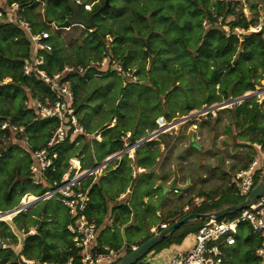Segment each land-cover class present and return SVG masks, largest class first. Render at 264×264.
Returning <instances> with one entry per match:
<instances>
[{
    "label": "rangeland",
    "instance_id": "rangeland-1",
    "mask_svg": "<svg viewBox=\"0 0 264 264\" xmlns=\"http://www.w3.org/2000/svg\"><path fill=\"white\" fill-rule=\"evenodd\" d=\"M230 1L231 16L239 25L225 48L219 47L223 42L220 34L231 31L222 19L224 0H109L94 19V32L78 24L62 27L55 18L60 5L47 2L44 9L43 0H25L20 6L32 23L47 26L53 50H58L56 56L64 65L87 67L85 72L68 76L87 133L77 134L68 142L62 156L64 160L78 159L82 172L112 156L100 165L104 169L85 181L101 188L107 207L99 241L110 246L111 242L118 243L116 249L123 256L147 234L158 233L160 224L168 225L193 210L215 212L243 198L234 193L232 179L248 164L254 153L252 143L259 142L263 135L264 73L263 52L256 39L244 40L242 32L246 30L242 26L247 23L248 27L264 17V0ZM14 35L16 41L8 38L6 43H0V50L24 51L22 38L17 32ZM100 35L104 42L110 36L116 53H122L125 63L136 69L138 81L131 83L114 73L92 68L102 51L92 48L99 44ZM3 53L0 73L12 64L3 58L9 53ZM44 57L47 61L50 51ZM48 91L42 93L44 97H51ZM26 92L21 82H11L7 76L0 79V121L25 127L35 120L33 112L25 111ZM245 94V98L223 105ZM50 126L49 121L30 126L27 133L35 140L29 139V143H43V132H50ZM118 130L123 136L130 132L128 147L135 142L137 146L116 157L122 149L113 151L107 141ZM153 133L156 134L149 137ZM15 150L20 155L17 158L0 157V212L21 204L26 194L37 196L30 182L26 154L19 147ZM139 167L142 171L132 176L131 168ZM255 179L259 180L257 176ZM172 182L176 189L163 193V188ZM127 189L130 192L126 193ZM119 204H127L130 213L113 221L110 210ZM5 214L7 219L0 218V264H13L21 257L34 259V264L53 262L37 253L55 256L65 249V212L54 197ZM39 224L48 229L47 235L38 231ZM33 234L42 241L40 248L30 239ZM244 234L242 231L237 238L231 264H256L252 257L244 255ZM169 237L134 264L146 257L153 264H163L166 254L159 251L184 239L169 244ZM25 244L29 245V257L23 254Z\"/></svg>",
    "mask_w": 264,
    "mask_h": 264
},
{
    "label": "built area",
    "instance_id": "built-area-1",
    "mask_svg": "<svg viewBox=\"0 0 264 264\" xmlns=\"http://www.w3.org/2000/svg\"><path fill=\"white\" fill-rule=\"evenodd\" d=\"M79 10L90 12L101 0H72ZM0 21L9 22L17 26L25 34L29 45L30 55L23 59L21 69L24 75L35 76L43 81L50 90L51 97L43 99L25 100V111L33 112L35 119L55 120L56 125L44 144L33 147L29 143V134L24 125L15 124L8 120L0 121V129L11 130L14 137L21 140L29 156L28 172L31 174V184L37 188V193L31 200L21 201L26 206L35 198L47 200L54 197L64 208L70 218L65 225L71 241L73 253L63 261L42 260L40 264H114L123 253L106 243L99 241L100 231L104 225L98 226L86 215L90 203L89 185L83 186L81 178L99 171L101 164L82 172L79 160L75 158L66 160V169L59 177L54 173L63 168L64 160L61 159L59 147L65 141H73L77 134H86V128L81 120L75 105V92L70 85L68 76L73 73H82L87 70L83 65H63L60 70L48 73L41 66L44 65L45 55L52 48L51 33L48 28L36 30L29 20L24 17L17 2L7 3L0 0ZM55 25L54 22L48 23ZM228 31V28L225 29ZM246 31L261 32L264 36V17H259L254 24L249 25ZM111 38L105 37L104 49L101 57L92 62V68L100 73H114L123 80L138 81L136 69L125 63L111 49ZM264 98V94H263ZM130 132L121 136V147L116 156L129 151L137 146V142L129 143ZM123 139V142H122ZM254 153L248 164L238 170L232 179L234 193H238L245 200L251 198L250 192L256 183L264 175V145L253 142ZM110 157V156H108ZM107 157V158H108ZM131 157V156H130ZM134 172V171H133ZM258 177V181L255 177ZM25 196V195H24ZM23 200V197L22 199ZM241 200V201H242ZM24 209V208H23ZM185 209H188L186 206ZM167 224H160V228ZM241 226L259 239V245L254 253L258 257V264L264 263V191L248 207L236 211L232 216L207 219L195 232H193L190 244L185 248H172L168 252L163 264H230L226 252L235 247L237 234ZM100 227V228H98ZM156 228H152V232ZM134 247V246H133ZM34 264V259H21L13 264ZM140 264H153L151 258H144Z\"/></svg>",
    "mask_w": 264,
    "mask_h": 264
},
{
    "label": "trees",
    "instance_id": "trees-1",
    "mask_svg": "<svg viewBox=\"0 0 264 264\" xmlns=\"http://www.w3.org/2000/svg\"><path fill=\"white\" fill-rule=\"evenodd\" d=\"M23 1H25V0H6L7 3L19 2V6L24 5V3H22ZM104 1L105 0H102L100 2V4L98 6H96L92 11H94L97 8H99L100 6H102L104 4ZM48 3H54V4H57V5H60V9L57 12L56 17H55L57 19V22L64 21L65 18H66V16L70 13V9L68 8V6H67V4H66V2L64 0H49ZM224 5H225L226 11L222 15V19H223V22H225V24L229 25L231 32H228V33H226L225 31H222L221 32L220 38H221V40L223 42H221L219 44V47L220 48H225L226 45H229V38L235 36V34H236L235 27L237 25H239L238 22L236 21V17L231 16L232 15L231 14V9L233 7L231 5V1L230 0H224ZM46 8H47V4H46ZM92 11H90V12H92ZM90 12H87V13L89 14ZM83 13L86 14V12H83ZM95 17H94V19H95ZM29 22L34 26V28L36 30L42 29V28H47V26H45L43 24H41L40 26H37L36 24L32 23L30 20H29ZM247 25H248L247 23H244L243 26H242L243 29H246L247 28ZM94 27H95V23H94ZM15 31L17 32V35H19L20 38H22L23 43H24L23 45L25 46V49L22 52H16V51L9 52L8 50H0V57L2 56V54H4L3 52H7L9 54L6 57H3V58L6 60L7 63L8 62H12V64L9 65V66H7L6 69L5 68H2L1 73H0V79L7 76V77L10 78L11 82H16V81L21 82V84L23 85V87H25V88L28 89V91H29V93H30V95L32 97H34V98L36 97V98H39V99H43L45 94H42V93H44L46 91V89H47V91L49 90L48 87H47V85L45 83H43V81H40V79L37 78V77H35V76H27V75H24L23 72H22V69H21V65L23 64V59L26 58V57H28L30 55V45H29V42H28L25 34L22 32V30H20L17 26H15L14 24H11L9 22H0V43L1 42L6 43V41H7L8 38H12L14 41H16V39H14L15 38L14 33H16ZM94 31L95 30H91V32H94ZM242 35L244 36V40H246V41H249L250 39H256L257 45L260 47V49L263 52V57H262L263 69L262 70H263V73H264V36H262L261 32H254V31H245V32H242ZM100 36H101L100 37V40L97 42L99 44H95L92 48L97 49V50L99 48H101L100 50L103 51V49H104V38H103L102 35H100ZM88 43H91V42H88ZM201 46H202V44L200 45V47L198 48L197 51H200L201 50V48H202ZM84 47H85L84 45L83 46H79V49H83ZM53 49L54 48H53V45H52V48L50 50V57H49V59L44 62V65L43 66H41L48 73H52V72H55L57 70H60L63 67V65H64V62L63 61H60V59L58 58V56H56L57 53H58V50H53ZM111 49H112L113 53H115L116 55H118L121 59L124 58L122 53L121 54H117L116 53V51L114 49V46L111 45ZM102 51H101V54H102ZM101 54L98 56V58L101 57ZM16 58H19V60L17 61ZM15 61H17V64H18L16 66H14ZM53 63H56V65H57L56 68L53 67ZM5 70H7V71H5ZM263 76H264V74H263ZM131 83H133V82H131ZM249 86L251 87L249 89H252V86L253 85L251 83L249 84ZM73 90H74V88H73ZM49 92H50V90L48 91V93ZM74 92H75V90H74ZM75 105L77 107V111L79 112L78 106L76 104V99H75ZM81 120H82V118H81ZM38 121H41L43 124L45 122L49 121V122H51V126H50V132L49 131L43 132V135H44L43 143H41L39 145H35L32 142V146L34 148L35 147H40V146H42L44 144V142L49 137V135L51 133V130L56 125L55 120H50V119H35L32 122H28L25 125L26 132L28 131V128L30 126L35 125ZM115 125L114 126L117 127V124H115ZM110 129H112V128H110ZM78 136H81V135H78ZM121 136H122V134L118 130L117 133H115L114 135H112L111 137L108 138L107 143L110 144V148H112L113 151H117L119 149V145H120L119 137H121ZM29 137H30V139L32 141L35 140V138L33 136H30V134H29ZM77 137H75V138H77ZM68 142L71 143L70 141L67 140L62 145H60V147H59V152H60V156H61V159L62 160H64L63 159V156H62V151H63V148L68 144ZM259 143H261L262 145H264V128H263V135H261V138L259 139ZM66 160H64V162H66ZM75 160H76L75 162L77 163V159L76 158H75ZM65 169H66V164L63 163V168H60L59 171H57L56 173H54V176L55 177H59L63 173V171ZM89 176L90 175H87V176H84V177L81 178V184L83 186H87V185L90 186L89 187L90 203H89L88 209L86 211V215H87V217L89 219L93 220L98 226H101L102 225V222H103V220H102L103 219V216L105 215V213L107 211V207H106V203H105L104 196L102 194L101 188L100 187L96 188V186H95L96 184H94V185L91 186V184H90L91 181L90 182H86L85 181L87 179V177H89ZM35 189H37V188H35ZM94 191H97V195L96 196L94 194ZM32 198H34V195H32L31 193H29V194H26L23 197V201L24 200L26 201V200H29V199L31 200ZM15 205H16V203L15 204H12L11 206H15ZM62 207H63L64 212H65V217L63 218L62 228L66 231L65 225L70 221V218H69V216H68V214H67L66 209L64 208V206H62ZM115 209L118 210V211L117 212H114L113 210H115ZM199 211L200 210H193V212H199ZM110 212H112L113 215H114L113 216V221H117L119 219V216L120 215H125L127 213H130V207L127 204H119V205L115 206L114 208H112L110 210ZM93 214H95V216H93ZM234 214H236V212H231L230 214L225 215V216H232ZM183 216L184 215L182 214L178 219L182 218ZM225 216H223V217H225ZM0 218L1 219H7L6 218V214L5 213L4 214L1 213L0 214ZM196 220H200V219H196ZM196 220H191V221H188V222L180 225L178 228H176L175 230H173L171 232V234L169 235L170 237L167 236L162 241L166 240L169 237V241H168L169 244H171L173 242L179 243L187 234H189L191 232H195L202 225L203 222L201 224H198V225L195 224L194 222ZM0 223H2L1 220H0ZM159 229L161 230L162 228H159ZM38 231H41L43 235H47L49 233L48 232V229L43 228V226L41 224L38 225ZM242 231L245 232L243 241H244V244L247 245V248L244 251V255L252 257L253 260H255L256 264H258V257L255 255L254 251H255L256 247L259 245V239L257 237L254 238V236L248 231V229L246 227H243V226H241V228H240L237 236H240V233H242ZM66 233H67V231H66ZM176 233H178V235L173 239V237H174V235ZM35 235L36 234H33L32 236H30V239H34L35 240V244L37 246H39V248H40L41 245H42V241L39 239V237H37ZM152 235L153 234H147L136 245H139L140 243H142L144 240H146L147 238H149ZM253 238H254V240H252ZM251 241H253V242H251ZM111 245L113 247H115V248H117L119 246L118 243H114V242H111ZM158 245H159V243L156 244L152 249L156 248V246H158ZM24 246H25V249H23V254L26 257H29L30 256V253L27 250V249H29V245L28 244H25ZM235 248H236V246L235 247H231L226 252L227 259L230 262V264L232 263V261L234 259L233 255H234V252H235ZM130 251H131V249H129L126 252V254L129 253ZM71 253H73V251L71 249V241H70V238L68 236V241L66 243L65 249L63 251H61L60 253H58L57 255H55V256H49L47 253L42 252V251H39L37 253V256H39L42 259H53L55 261H63Z\"/></svg>",
    "mask_w": 264,
    "mask_h": 264
},
{
    "label": "water",
    "instance_id": "water-1",
    "mask_svg": "<svg viewBox=\"0 0 264 264\" xmlns=\"http://www.w3.org/2000/svg\"><path fill=\"white\" fill-rule=\"evenodd\" d=\"M45 3L44 9L46 8V4L49 0H43ZM70 9V13L66 16L65 20L61 22L62 27H68L70 24H78L86 29L92 30L94 28V17L99 14L105 7L109 5V0H105L104 4L97 8L96 10L90 12L89 14L82 13L76 4L72 0H64ZM248 94H245L241 96L240 98H236L235 100L228 101L224 103L223 105H227L230 103H233L234 101H238L239 99L245 98ZM189 117V116H186ZM156 133L151 134L149 137L155 135ZM112 156L106 158L103 160V162L99 164H105L107 161L111 160ZM175 184L172 182L170 187H164L163 193H165L169 189H174ZM176 189V188H175ZM264 191V175L261 177V179L256 183V185L252 188L250 195L251 198H247L245 200H242L238 203L231 204L226 206L225 208L215 211V212H189L185 214L182 218L177 219L173 221L172 223L168 224L166 227L162 228L158 233L150 236L146 240H144L139 245L135 246L129 253L124 255L121 259H119L115 264H134L138 259H140L145 253H147L149 250H151L156 244L160 243L163 239H165L167 236L171 234L173 230L178 228L180 225L196 219H210V218H219L223 217L225 215L230 214L231 212H236L241 210L242 208L248 207L256 198H258L262 192ZM164 197V195H163ZM41 198H35L31 201V203H34ZM24 208L22 204H19L18 206L1 213H7L11 214L16 211H21ZM4 216V215H3ZM1 220V219H0ZM22 261V260H21ZM22 264H26L24 261L21 262Z\"/></svg>",
    "mask_w": 264,
    "mask_h": 264
},
{
    "label": "crops",
    "instance_id": "crops-1",
    "mask_svg": "<svg viewBox=\"0 0 264 264\" xmlns=\"http://www.w3.org/2000/svg\"><path fill=\"white\" fill-rule=\"evenodd\" d=\"M0 22H4V21H0ZM9 80H10V78H9ZM25 88V87H24ZM25 90L27 91L26 92V95H27V100H33L34 99V97H32L31 95H30V93H29V91H28V89L27 88H25ZM6 119H8V118H6ZM114 125V124H113ZM87 133V132H86ZM84 135H86V134H84ZM17 147H19L20 149H22V150H24V152H25V154H26V157H27V168H28V165H29V156H28V153H27V151H26V148H25V146H24V144H22V142H21V140H19V139H16L15 137H14V132L13 131H11L10 129L9 130H6V131H3V130H1L0 129V157H2V155H5V157H4V159H6V158H17V157H19L20 155H17L16 154V150H15V148H17ZM4 153V154H1V153ZM17 155V156H16ZM3 158V157H2ZM5 161L6 160H3V162L5 163ZM3 163V164H4ZM96 164H98V163H96ZM2 165L0 164V167H1ZM102 169H104V168H100L99 169V171H101ZM142 169L143 168H131V175L132 176H135L136 175V173L137 172H140V171H142ZM134 171V172H133ZM130 174V173H129ZM91 176V175H90ZM128 192H130V189H127V192L126 193H128ZM126 193H123V195H126ZM124 203V202H123ZM192 234H193V232H191V233H189V234H187L185 237H184V239L181 241V243H179V244H172V245H169V247H167V248H164V249H162V250H160L159 252H160V254H166L165 255V257H167L168 256V252L172 249V248H174V247H176V248H180V249H182V248H185V247H187L189 244H190V240H191V237H192ZM135 247V246H134ZM133 247V248H134ZM132 248V249H133ZM131 249V250H132ZM21 259V258H20ZM115 264V263H114ZM264 264V263H263Z\"/></svg>",
    "mask_w": 264,
    "mask_h": 264
},
{
    "label": "flooded vegetation",
    "instance_id": "flooded-vegetation-1",
    "mask_svg": "<svg viewBox=\"0 0 264 264\" xmlns=\"http://www.w3.org/2000/svg\"><path fill=\"white\" fill-rule=\"evenodd\" d=\"M131 137H132V136H130V138H131ZM120 147H121V143H120V145H119V149H120ZM119 149H118V150H119ZM134 156H136V155H134ZM116 157H118V156H116Z\"/></svg>",
    "mask_w": 264,
    "mask_h": 264
}]
</instances>
